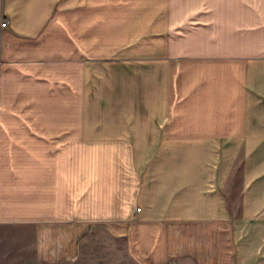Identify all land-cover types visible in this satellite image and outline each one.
Returning <instances> with one entry per match:
<instances>
[{
  "label": "crops",
  "instance_id": "crops-1",
  "mask_svg": "<svg viewBox=\"0 0 264 264\" xmlns=\"http://www.w3.org/2000/svg\"><path fill=\"white\" fill-rule=\"evenodd\" d=\"M89 239L264 264V0H0V264Z\"/></svg>",
  "mask_w": 264,
  "mask_h": 264
},
{
  "label": "rangeland",
  "instance_id": "rangeland-1",
  "mask_svg": "<svg viewBox=\"0 0 264 264\" xmlns=\"http://www.w3.org/2000/svg\"><path fill=\"white\" fill-rule=\"evenodd\" d=\"M232 187L230 191L227 193L229 206L232 211H237L238 202H239V176H238V168L234 176L232 177ZM97 239H89L88 243L85 247L82 248V254L77 256L76 260L73 264H119L123 259L121 258V254H114L111 250H107V248H102L96 246ZM106 242V241H105ZM80 250V249H79ZM116 253V252H115Z\"/></svg>",
  "mask_w": 264,
  "mask_h": 264
},
{
  "label": "built area",
  "instance_id": "built-area-1",
  "mask_svg": "<svg viewBox=\"0 0 264 264\" xmlns=\"http://www.w3.org/2000/svg\"><path fill=\"white\" fill-rule=\"evenodd\" d=\"M6 25V21L5 20H2V22H1V26L3 27V26H5Z\"/></svg>",
  "mask_w": 264,
  "mask_h": 264
},
{
  "label": "bare ground",
  "instance_id": "bare-ground-1",
  "mask_svg": "<svg viewBox=\"0 0 264 264\" xmlns=\"http://www.w3.org/2000/svg\"><path fill=\"white\" fill-rule=\"evenodd\" d=\"M69 238V237H68ZM69 255V254H68ZM49 256V255H48Z\"/></svg>",
  "mask_w": 264,
  "mask_h": 264
}]
</instances>
